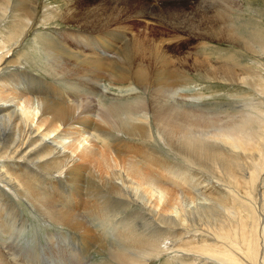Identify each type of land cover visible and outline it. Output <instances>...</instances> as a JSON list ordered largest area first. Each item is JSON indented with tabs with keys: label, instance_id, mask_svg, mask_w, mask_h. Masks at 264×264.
I'll return each mask as SVG.
<instances>
[{
	"label": "bare ground",
	"instance_id": "6f19581e",
	"mask_svg": "<svg viewBox=\"0 0 264 264\" xmlns=\"http://www.w3.org/2000/svg\"><path fill=\"white\" fill-rule=\"evenodd\" d=\"M99 1L102 12L98 3L78 8L68 1L56 9L41 8L39 0H0V29L7 35L0 64V216L16 214L18 207L10 195L45 220L87 234L86 217L112 223L108 222L111 210L118 215L123 207H135L128 215L131 219L121 221L127 223L122 230L116 229L114 238L119 245L110 250V264H151L164 257L171 264H264V189L260 188L264 183V75L256 76L258 70L253 72L239 63L235 68L215 65V61H208L207 67L201 65V77L249 86L262 98L239 102L235 112L225 108L223 113L209 111L206 105H199L202 97L192 103L182 92L190 74L173 64L176 57L161 56L153 77L135 68L136 62L152 65V49L143 48L132 26H126L131 20L145 25L159 22L174 31V38L154 48L163 49L175 41L186 45L191 38L208 46L230 35L232 42L262 55L264 45L229 26L227 32L199 34L178 22L166 24L159 19L196 20L208 12L210 18L211 11L223 4L233 10L234 4L236 8L241 3ZM11 21L12 26L5 30L2 24L7 27ZM57 21L77 28L76 34L71 30L68 35H77L79 45L67 42L65 32L59 36L38 34L46 60L34 58V63L43 68L47 80L26 71L22 57L11 52L34 26L57 28L61 25ZM232 28L236 29L234 24ZM91 33L98 36L93 38ZM117 36L129 42L116 54L106 46L118 48ZM13 67L24 71L14 73ZM29 76L32 80L25 82ZM76 78L92 81L99 91L106 89L105 81L129 84L135 99L124 101V96L104 91L103 97L111 101L106 104L102 99L101 112L95 115L82 100L68 105L42 98L37 92L58 89L59 83ZM77 84L69 90L79 91L83 86L77 88ZM148 88L170 103L164 105ZM115 132L144 143L126 145L130 149L126 150L119 142L124 139L115 137ZM147 144H163L182 163L199 162V182L184 166L173 164ZM109 145L110 154L104 153L102 146ZM130 153L135 157H129ZM144 162L158 171H148ZM106 196L117 205L106 201ZM135 217L144 223L139 225ZM90 235H86L88 240ZM7 261L0 252V264H10Z\"/></svg>",
	"mask_w": 264,
	"mask_h": 264
},
{
	"label": "rangeland",
	"instance_id": "374dc122",
	"mask_svg": "<svg viewBox=\"0 0 264 264\" xmlns=\"http://www.w3.org/2000/svg\"><path fill=\"white\" fill-rule=\"evenodd\" d=\"M68 1L70 2L73 1L74 3L72 2V4H74L78 8L79 7L83 8L87 4L89 8L90 3L91 4L98 3V8L101 5V2L99 0H39V2L41 3L40 5L41 8L42 6H45V7H54L56 9L64 7V3ZM200 2L209 3V2H213V0H203V1L199 0V3ZM239 2L241 3L240 6L235 8L236 4H234L233 10H230L227 4H223L219 8L217 7L214 13L213 10L211 11L210 18H208V13H209L208 12L203 15H200L199 18H197L196 20H186L185 18L183 19L173 18L171 20H167L163 18H159V19H161V22L166 24H172L178 22L179 24H181V26L191 30L192 32H199V34L205 32H213V33H219L220 31L227 32L228 31L227 26H229L231 30L236 32L238 31L240 35L247 38L248 40L260 42L262 45H264V0H239L238 3ZM221 3L222 1L219 0L213 6H217ZM100 11L102 12L101 9ZM97 14H100V12ZM232 19H234L233 22ZM42 20L45 19H41V21ZM11 22H8V24L6 25L7 27H5L4 24H2L3 28L7 30L9 27L12 26L13 22L12 23ZM57 22L61 24L57 28L56 25H52L48 27L34 26L32 32H30L28 35L25 34L23 36L25 38L18 45V48L15 49L16 51L14 50L13 51L14 53L11 52V55L12 54L20 55L22 57L23 62H25L23 66H25L24 69L26 71H29L31 74L38 75L39 77L45 78L47 80L50 79L46 75V72L42 70L43 68L39 64L34 63V58L38 62L46 60L42 48V44L38 43V39H37L38 34L47 32L51 35L53 34V36H59V34L65 32L64 34L67 35L66 37L67 42H70V44L75 47L76 45H79V43H77L75 40V37L77 35L75 36L68 35V32H70L71 30H73V32L75 31L74 33L71 34H76V32L78 31L77 28L75 27L68 28V26L62 25L60 21ZM157 23L151 25H145V23L143 22L137 23L136 20L127 21L126 26H132V29L134 30L135 34L141 40L143 44V48L152 49L150 51V55L153 58L152 65L140 64L136 62L138 66L134 65L135 68L143 69L146 71V74L148 76L153 77V73L155 71L158 72L160 68V65L155 63H158V60L160 59L161 56L167 54L176 57L180 61L176 60L173 64L176 66H182L184 70L190 74L189 76L190 78L187 84L182 85L183 86L182 92L185 94L187 99H190V101L202 97L201 101L203 102L200 101L199 105L201 104H203L202 106L206 105L209 111L216 110V112H219L225 108L235 112L233 109L235 106L238 107L239 102H242L246 99L249 100V99L261 98L260 95H258L257 92L254 90V88H251L249 86H240L237 83L209 80L205 76L201 77V75H199V68L201 65L207 67L208 61L211 63L215 61L213 63L215 65H227V66H233L234 68L239 63L241 65L244 64V66L247 65V68L250 67L249 69L252 70L253 72L258 70L259 72L256 73V76L264 75V54L260 55L258 53H255L256 50H248L245 46L241 45L240 43L232 42L230 39V35H225L224 41L214 40L212 43H209L208 46L202 45L200 40L198 41L195 38H191L188 39L189 43L186 45L184 44L183 41L180 42L178 41L177 43V41L174 40L175 41L174 44L165 45L163 46V49L160 47L154 48L156 44L164 40H171L172 38L175 37L173 30L169 29L168 27H164L160 25L159 22ZM232 24H234L236 28L235 30L232 28ZM122 26L124 28V25ZM91 34L94 38L98 36L97 34H101V32L94 35L93 33ZM115 39L114 42H118V44H120L118 45V48H114V47L112 48V44L111 45L107 44L106 47L111 46L110 47L111 50L110 48L107 49L110 50V52L113 50V53L117 54L118 51H120V46L121 47L125 46L129 42V41L126 42V40L129 39L125 40L120 36L115 37ZM6 41H7V35L3 33L2 29H0V64L2 62L1 60L2 54L6 53L4 49V46L6 45ZM167 48H169L171 51L168 50ZM256 63H260L261 67H257ZM11 71L15 73V72H22L24 70H19L18 68L13 67ZM237 71H239V69H237ZM9 72L10 71H7V74H9ZM1 76L3 75H0V77ZM4 77H6V75H4ZM32 77L30 76L25 77L24 78L25 82L32 80ZM77 79H79L80 81ZM81 79L82 78H76V80L68 79L63 83H59L58 89L57 87L52 88V90L51 88L49 90L42 89V91H39L41 89H37L38 90L37 92L42 94L41 96L42 98L48 97L46 98L47 100L53 102L68 103V105L74 104L76 100H82L84 101V103L88 104V108L91 111H93V114L95 115L98 112H101L100 105H102L103 102L102 99L106 100L104 101V103L106 104L110 103L111 101L110 98L103 97L104 91L111 95H116V96L119 95L122 97L124 96V98H122V100L124 101L129 99L131 100L135 99V92L131 91L132 87L129 84H124V83L119 84V83H111L109 81H105L102 83L104 84L106 89H108V91L103 88H101L102 91H99L96 90L97 88L94 85V83H92V81L90 80L86 81L82 79L83 82L85 81L83 83ZM68 81H70V83ZM0 83L2 84V81H0ZM73 83L74 85L78 83L77 88L78 87L80 88V86L83 87L80 88L79 91H71L69 90V88H74ZM91 84L94 86H92ZM39 85L37 84L38 87ZM151 89L148 88V93L153 92L154 95L156 96V99L160 98L161 99L160 102H162L164 105L170 103L169 101L170 99L167 100V98L164 95L162 96L160 92H157L156 90L152 91ZM141 91L143 92L142 89ZM43 94H45V96ZM28 96L29 95H27L26 97ZM163 101H165L166 103H164ZM192 103H194V101ZM116 136L121 139H124L119 142L120 145L122 144L121 146L125 147L124 149L126 150H130L126 145L138 146L144 143L142 140L129 138L125 134H118L117 132H115V137ZM100 145L101 144H99L98 146ZM112 146L109 145L108 148H104V146H102V150L104 149V153L110 154ZM150 147H153L155 150L157 149L156 151L158 153L160 152L162 155L160 153L159 154L163 158L169 160L173 164L184 166L186 171L191 172L194 178L197 181L199 180L198 179L199 162L197 163L183 162L184 163L183 164L182 161L179 158H177L175 154L170 152V150L167 147H165L163 144H161L160 146H156L155 144H152L150 145ZM106 149L108 150L109 153L106 151ZM129 157H135V156H133V154L130 153ZM145 164L146 165L144 166H146L147 168L149 167L148 171L153 168L155 169V170L153 169L154 171L156 170L158 171L157 168L152 167L149 164H148L149 166H147V163ZM57 181H61V179ZM260 188L264 189V183H260ZM188 194L190 195L191 193L188 192ZM8 197H10L11 201H13L16 207H18L15 216H7L5 213H3V215L0 216V225H1L0 252L3 254V257H5L6 261L8 260L7 262L10 264H63V263L64 264H89V263L110 264V256H109L110 250H116L119 245L117 240L114 238V235L117 233L116 229L122 230L123 226L127 223H121V221H124L125 220L124 218H129L130 220L131 217H129L128 215H131L132 212L135 211V207H133L134 209L133 208L128 209L123 207L120 213L116 215L118 211L112 212L111 210L110 211L111 219L108 222H112V223L106 222L105 224L100 223L99 220H95L94 218L86 217L84 219L85 225L87 227L89 226L90 229L88 228L89 231L87 230L86 232L87 234H83L81 232H76V231L74 232L67 227L59 226L55 223L48 221L47 219L45 220V218L36 214V211L32 207L29 206L28 208L26 206V203H24L23 201L19 202L17 200H14V198H12V196L10 195H8ZM107 198L108 197L106 196L105 197L106 201L111 200L110 198L108 199ZM113 205H117V204L113 203ZM135 220L136 223H139V225L140 223H144L142 218L138 219L137 217H135ZM202 227H203L202 229H205V225ZM90 234L93 235L91 236ZM86 235L91 236V237L88 236L90 237L91 240L90 243H89L90 240H88ZM166 259L167 257H164L162 258L161 261L160 260L154 261L151 264H171L170 262H167Z\"/></svg>",
	"mask_w": 264,
	"mask_h": 264
}]
</instances>
